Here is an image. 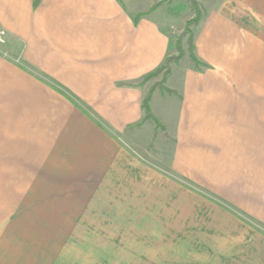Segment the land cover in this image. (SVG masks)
Segmentation results:
<instances>
[{
  "label": "crops",
  "instance_id": "1",
  "mask_svg": "<svg viewBox=\"0 0 264 264\" xmlns=\"http://www.w3.org/2000/svg\"><path fill=\"white\" fill-rule=\"evenodd\" d=\"M34 1L0 0V149L12 158L40 151L45 165H57L67 142L105 139L101 124L109 164L129 168L112 135L144 117L148 89L125 84L156 70L171 49L170 19L160 5L148 12L161 0ZM194 49L205 67L182 69L175 95L156 91L150 100L173 138L170 169L264 228V0L207 11ZM235 226L246 230L239 219Z\"/></svg>",
  "mask_w": 264,
  "mask_h": 264
},
{
  "label": "rangeland",
  "instance_id": "2",
  "mask_svg": "<svg viewBox=\"0 0 264 264\" xmlns=\"http://www.w3.org/2000/svg\"><path fill=\"white\" fill-rule=\"evenodd\" d=\"M226 1L195 0L199 20L190 24L191 0L158 2L170 19L171 49L142 83L147 93L175 95L178 73L201 67L192 58L199 61L197 27ZM158 122L111 134L130 155L127 169L109 164V128L101 124L105 139L83 135L80 148L67 142L57 165H45L40 151L12 158L0 149V264H264V228L173 173V138Z\"/></svg>",
  "mask_w": 264,
  "mask_h": 264
},
{
  "label": "trees",
  "instance_id": "3",
  "mask_svg": "<svg viewBox=\"0 0 264 264\" xmlns=\"http://www.w3.org/2000/svg\"><path fill=\"white\" fill-rule=\"evenodd\" d=\"M161 1H170V0H161ZM161 1H160V2H161ZM38 2H39V0H35L34 3H33V5L36 6V5L38 4ZM159 4H160V3H157V4L153 5V6L150 8V10H149L148 12H152V11H153V10L159 5ZM191 5H192V9H193V11L195 12V17H194L191 21H189L188 24H190V23H197L198 20H199V13H198V11H197V5H196L195 0H191ZM148 12H147V13H148ZM147 13L138 14V15L136 16V18L134 19L133 23L136 25L138 19H139L141 16L146 15ZM167 58H168V57H165V59H164V61H163V64H162L161 66H159L156 70H154L153 72H150V73L144 75V76H143L139 81H137V82L126 83L125 86H128V87H139V86H141L142 83H143L146 79H148L149 77L153 76L154 74H156V72H158L160 69L163 68L164 63H165V61L167 60ZM192 58H193V61L195 62V64H196L197 67H198V66H199V67H200V66L205 67V64L201 63L200 61H197V59H196L194 56H193ZM59 89H60V88H59ZM60 90H61V89H60ZM61 92H63V91L61 90ZM63 93H64V92H63ZM64 94H65V93H64ZM65 95H66V94H65ZM66 96L69 98L68 95H66ZM150 100H151V92H150V93L148 92V93L144 96V98H143V100H142V103H141V108H142V110H143V112H144V117H143V119H142L141 121H143V120H147V119H151V120L154 121V123L156 124V126H160L158 120L154 117V115L152 114V112H151V110H150ZM73 103H74L76 106H78V103H77L76 101L73 100Z\"/></svg>",
  "mask_w": 264,
  "mask_h": 264
},
{
  "label": "built area",
  "instance_id": "4",
  "mask_svg": "<svg viewBox=\"0 0 264 264\" xmlns=\"http://www.w3.org/2000/svg\"><path fill=\"white\" fill-rule=\"evenodd\" d=\"M5 31L0 28V43L4 44Z\"/></svg>",
  "mask_w": 264,
  "mask_h": 264
}]
</instances>
